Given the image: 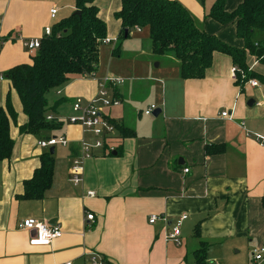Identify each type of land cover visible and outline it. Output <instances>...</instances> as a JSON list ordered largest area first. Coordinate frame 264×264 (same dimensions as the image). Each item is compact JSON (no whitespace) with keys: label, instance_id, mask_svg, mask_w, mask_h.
<instances>
[{"label":"crops","instance_id":"1","mask_svg":"<svg viewBox=\"0 0 264 264\" xmlns=\"http://www.w3.org/2000/svg\"><path fill=\"white\" fill-rule=\"evenodd\" d=\"M176 1L186 6L200 30L231 47H243L233 23L221 25L193 9L190 0ZM93 2L107 35L119 36V22L112 15L120 1ZM241 2L226 0L224 9L231 13ZM52 9L57 10L53 19ZM75 11L74 0H0V37L6 40L0 49V106L9 96L17 115L15 123L10 121L11 156L0 162V264H91V253L105 264H264L252 260L253 250L264 247V147L241 127L244 123L264 136V85L251 79L259 86L251 87L249 80L241 91L231 74V58L221 53L213 54L203 79L182 80L178 60L152 54L141 41L135 46L141 58L130 67L115 60L120 52L117 57L112 53L118 38L103 45L96 79L117 77L123 83L115 88L120 105L101 112L133 136L123 138L117 132L107 145L112 151L106 145L93 150L83 161L81 184L73 186L71 163L80 155L81 142L91 143L92 138L67 120L74 101L93 100L98 86L88 76L71 79L54 90L51 106L47 101L49 108L58 103L52 116L62 124L51 137L67 140L66 146H55L62 149L59 155L53 147L51 187L42 200L16 199L23 182L39 168L40 155L50 148L40 149L36 137L20 134L27 117L3 75L30 64L34 53L23 48V40L41 38L45 27ZM142 34L147 38L145 31H133L125 40ZM113 43L106 66L102 51ZM246 65L264 78V65L254 57L247 56ZM151 106L160 110L157 117L144 115ZM207 146L216 147L215 152L206 154ZM87 214L94 216L92 222L86 221ZM151 216L158 218L154 224L149 223ZM181 216L186 219L177 245L166 236ZM27 220L46 226L54 222L62 236L47 247H31L34 231L18 228ZM202 248L204 262L195 263L193 253Z\"/></svg>","mask_w":264,"mask_h":264},{"label":"trees","instance_id":"2","mask_svg":"<svg viewBox=\"0 0 264 264\" xmlns=\"http://www.w3.org/2000/svg\"><path fill=\"white\" fill-rule=\"evenodd\" d=\"M225 1L215 0L205 18L221 25L233 23L236 36L243 41L242 48L231 47L200 30L190 13L175 0H120V9L113 15L120 27L117 42L129 38L137 28L146 32L152 54L172 56L179 61L178 77L182 80L203 79L212 64L213 54L217 52L231 58L236 68L235 86L241 91L251 79L258 78L264 85V78L251 73L246 65L247 56L264 65V0H242L231 13L225 11ZM74 6L80 15L73 13L53 24L51 36L43 38L40 48L31 56L30 64L15 66L3 75L16 92L27 117V122L19 127L20 134L48 140L60 131L62 124L52 116L58 103L55 108H49L47 94L71 79L95 73L97 69L102 42L107 37L106 24L100 19L92 0H74ZM257 32L262 35L258 42L253 40ZM117 45L112 50L115 57L120 51ZM115 90L114 96L118 97ZM48 116L52 119L47 120ZM16 118L7 96L5 106H0V162L11 156L14 142L9 128L10 121L15 123ZM115 126L121 137L133 136V132ZM215 148L207 146L205 153H214ZM39 161V168L23 182V193L17 196V200H42L51 187L53 155L44 152ZM261 204L264 208V197ZM195 237H199L197 232ZM204 254V248L195 251V263H203Z\"/></svg>","mask_w":264,"mask_h":264},{"label":"built area","instance_id":"3","mask_svg":"<svg viewBox=\"0 0 264 264\" xmlns=\"http://www.w3.org/2000/svg\"><path fill=\"white\" fill-rule=\"evenodd\" d=\"M57 10H50V17L53 19L55 17ZM135 32L139 33L140 30L135 28ZM52 34L51 27H45L43 29V34L39 39L23 40V48L30 54L35 53L39 48L43 38H48ZM112 41L104 39L102 44L107 45ZM6 43V40L0 37V49ZM233 79H235L236 68L231 70ZM90 78H95L97 80L98 91L96 97L89 102H82L80 99H76L72 104L73 116L68 118V123L70 125L78 126L81 128L84 134H89L92 138L91 143L88 141L81 142V151L78 158L73 159L70 167V183L73 186H78L82 181V171H83V161L90 158L93 150L102 149L105 145L109 144V141L113 139L117 133L116 126L111 120L102 114V109L117 107L120 105L118 99L114 96V89L123 83V80L117 77L105 76L100 79H96L95 73L87 75ZM3 78V77H2ZM251 87H258V83L254 80L248 82ZM156 108L154 106L149 107L144 115H152ZM222 117H226L227 113L221 114ZM52 117L48 116L47 120H51ZM247 137H252L255 141L262 147H264V136L251 132L245 128L244 123L241 124ZM67 140L64 136L51 137L48 140H38L37 147L40 149L48 150L55 146H66ZM109 151H112V147H108ZM188 170H184L187 173ZM88 196H93V193H88ZM186 219V216H181L178 218L171 228V231L167 234L166 239L179 244V234L182 222ZM94 216L92 214H87L86 221L92 222ZM158 218L156 216H151L149 218V223L154 224ZM19 230L34 231V236L29 240V246L31 247H47L55 239L62 236V232L56 226H46L35 220H27L20 223L18 226ZM252 260L255 263H260L264 261V247L260 249L253 250ZM91 264H105L106 262L95 253L90 255ZM70 264V263H69Z\"/></svg>","mask_w":264,"mask_h":264},{"label":"rangeland","instance_id":"4","mask_svg":"<svg viewBox=\"0 0 264 264\" xmlns=\"http://www.w3.org/2000/svg\"><path fill=\"white\" fill-rule=\"evenodd\" d=\"M120 1V0H119ZM176 1V0H175ZM213 1L215 2V0H190V5L191 7H193V9H196L198 8L199 10H203L205 13H207L208 9L210 8V5L212 3V5L214 4ZM93 2V0H92ZM179 3V2H178ZM181 4V3H179ZM93 5L94 2H93ZM182 5V4H181ZM96 6V5H95ZM183 6V5H182ZM98 7V6H96ZM184 8H186V6H183ZM105 8V5L103 4L101 6V10L103 11ZM98 9V8H97ZM187 9V8H186ZM100 10V11H101ZM188 10V9H187ZM190 12V11H189ZM205 13H204V17H205ZM62 15V14H60ZM112 18H113V15H112ZM58 19H59V16H58ZM208 19V18H206ZM61 21V20H60ZM195 22V25L197 26L196 24V21ZM107 26V25H106ZM145 35L142 34L141 36H136V37H133L131 39H128V40H122L118 43L117 47H120V56H119V59L116 58L115 60H120L121 62H123L125 65H129L132 66L133 64L137 63L136 60L137 58H141V57H136L137 54H136V51L137 49H135V46L141 41L142 44H144L145 46H150V42L148 41V38L144 37ZM115 38L117 39L118 36H113V35H107V38L108 40H111V41H114ZM259 39L261 38V34L259 32H257L254 37H253V40L254 39ZM138 41V42H137ZM140 42V43H141ZM113 46H115V44L113 43V45H110L109 47L107 48H104L103 51H102V54L103 56H101V59H102V62L105 63L106 66H108V58L110 56V52L111 50L114 48ZM156 59V58H155ZM155 64V63H154ZM153 64V65H154ZM104 65V66H105ZM55 92L54 90L49 92L46 96V99L48 101V104L49 106H51L54 102V99H55ZM254 101H257V99H254ZM55 150H56V154H60L61 153V148L60 147H55ZM250 259H251V255H250Z\"/></svg>","mask_w":264,"mask_h":264},{"label":"water","instance_id":"5","mask_svg":"<svg viewBox=\"0 0 264 264\" xmlns=\"http://www.w3.org/2000/svg\"><path fill=\"white\" fill-rule=\"evenodd\" d=\"M74 15H78V16H79V15H80V12H79V11H75V12H74ZM125 37H126V34H125ZM251 103H252V102H251ZM251 103H249L248 105L250 106ZM159 114H160V110H159V109H155V110L153 111V113H152V116H153V117H157ZM53 153H54V149H53V148H50V149H49V154L52 155ZM114 155H115V154H114ZM53 224H54V222H51L49 225L52 226Z\"/></svg>","mask_w":264,"mask_h":264}]
</instances>
